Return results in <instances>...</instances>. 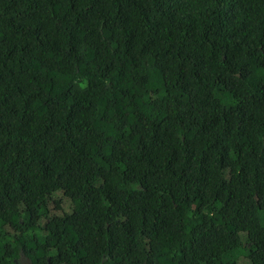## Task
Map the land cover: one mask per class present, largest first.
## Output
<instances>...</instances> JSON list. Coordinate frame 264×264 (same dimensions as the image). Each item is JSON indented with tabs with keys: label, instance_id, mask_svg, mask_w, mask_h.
<instances>
[{
	"label": "trees",
	"instance_id": "obj_1",
	"mask_svg": "<svg viewBox=\"0 0 264 264\" xmlns=\"http://www.w3.org/2000/svg\"><path fill=\"white\" fill-rule=\"evenodd\" d=\"M264 264V0H0V264Z\"/></svg>",
	"mask_w": 264,
	"mask_h": 264
},
{
	"label": "rangeland",
	"instance_id": "obj_2",
	"mask_svg": "<svg viewBox=\"0 0 264 264\" xmlns=\"http://www.w3.org/2000/svg\"><path fill=\"white\" fill-rule=\"evenodd\" d=\"M239 237L241 239V244H239L238 249L235 252L236 254H238L236 261L238 262V264H244L248 260V258L244 256L245 251L243 250L245 248V246L247 245L246 235H245V233H240Z\"/></svg>",
	"mask_w": 264,
	"mask_h": 264
},
{
	"label": "water",
	"instance_id": "obj_3",
	"mask_svg": "<svg viewBox=\"0 0 264 264\" xmlns=\"http://www.w3.org/2000/svg\"><path fill=\"white\" fill-rule=\"evenodd\" d=\"M23 264H31L29 261L24 262L23 260H20Z\"/></svg>",
	"mask_w": 264,
	"mask_h": 264
}]
</instances>
